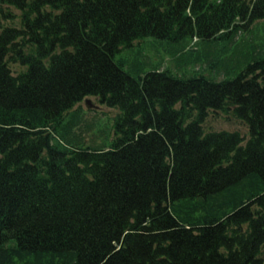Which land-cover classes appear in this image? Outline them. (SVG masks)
Returning <instances> with one entry per match:
<instances>
[{
	"label": "trees",
	"instance_id": "16d2710c",
	"mask_svg": "<svg viewBox=\"0 0 264 264\" xmlns=\"http://www.w3.org/2000/svg\"><path fill=\"white\" fill-rule=\"evenodd\" d=\"M0 264H264V0H0Z\"/></svg>",
	"mask_w": 264,
	"mask_h": 264
},
{
	"label": "rangeland",
	"instance_id": "374dc122",
	"mask_svg": "<svg viewBox=\"0 0 264 264\" xmlns=\"http://www.w3.org/2000/svg\"><path fill=\"white\" fill-rule=\"evenodd\" d=\"M201 51L203 53L206 52L207 51L206 46L204 45L201 46ZM144 52H146V54L148 55H151L149 54V52H152L154 54V58H151L149 63L146 65L147 69L157 66L160 62L163 64V66H165L166 60L169 56L167 55V52L165 51V45L157 44V43L153 45V43H151L150 41H147L146 49L144 50ZM132 53L136 55L137 52L134 51ZM231 56H233L232 53H231ZM139 58H141V56H139ZM92 99L97 105L100 106V109L98 110L99 115L100 116L105 115L106 121L108 117H114L117 114L118 110L103 106L99 104L95 98H92ZM82 105L84 106V103H82ZM208 120L210 121L212 125V129L223 128V129L233 130V131L238 130L244 135H246L247 133V127L245 125L240 124L239 122L235 121L234 118L228 119L226 116H224V114H220L217 117L214 115H210ZM87 138H90V135L87 136Z\"/></svg>",
	"mask_w": 264,
	"mask_h": 264
},
{
	"label": "water",
	"instance_id": "95a60500",
	"mask_svg": "<svg viewBox=\"0 0 264 264\" xmlns=\"http://www.w3.org/2000/svg\"><path fill=\"white\" fill-rule=\"evenodd\" d=\"M85 106L89 109H97L98 106L90 98L84 100Z\"/></svg>",
	"mask_w": 264,
	"mask_h": 264
}]
</instances>
